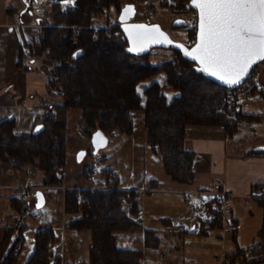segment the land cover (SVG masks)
I'll return each instance as SVG.
<instances>
[{"label": "trees", "instance_id": "16d2710c", "mask_svg": "<svg viewBox=\"0 0 264 264\" xmlns=\"http://www.w3.org/2000/svg\"><path fill=\"white\" fill-rule=\"evenodd\" d=\"M172 3L181 11L195 10L191 0ZM112 7L119 12L120 0H76L75 7L56 1L46 10L44 24L38 30V44L43 57L51 62L47 90L61 100L47 106L32 128L42 124L37 133L17 131L13 117L1 119L0 160L18 169L43 170L44 185H59L67 160L69 108H79L82 131L90 138L96 129L108 136L115 131L131 135L132 111L140 108L145 111L147 142L161 154L166 173L176 181L191 183L196 153L184 146L186 125H222L231 136L252 114L242 112L240 101L228 96L229 87L208 77L180 49L169 46L172 56L158 63L149 59L150 50L130 52L118 22L95 24ZM172 27L187 28L189 37L195 39L196 25L172 23ZM159 72L164 73L165 85L177 94L169 98L163 86L153 82L144 90L146 103L142 105L136 90L138 82ZM84 177L90 179L86 168ZM118 181L117 171L107 167L98 183L86 188L68 187L64 191V211L75 214L67 226L90 232L88 264H143V250L119 247L118 232H143L146 247L161 245L158 229L143 227L139 192L120 189ZM257 200L263 207L257 236L249 246L237 244L230 253L233 259L247 255V248L253 255L264 250V198ZM210 213L206 227L221 228V201L215 200ZM232 230L234 235L235 229ZM23 231V224L6 227L0 242V264H18L25 248ZM52 241L53 228H39L34 248L24 264H61V255L52 256L47 247Z\"/></svg>", "mask_w": 264, "mask_h": 264}, {"label": "crops", "instance_id": "0c3cea01", "mask_svg": "<svg viewBox=\"0 0 264 264\" xmlns=\"http://www.w3.org/2000/svg\"><path fill=\"white\" fill-rule=\"evenodd\" d=\"M31 1L0 0V120L13 117L16 121V130L19 132L32 130L47 106L61 100L58 95L50 94L46 87L51 62L42 55L38 44V27L30 24ZM61 2L65 3V0ZM26 3L29 6H26ZM67 4L69 7H75L76 0H69ZM8 7L11 8L9 11ZM104 23L99 19L95 22L97 26ZM25 52H29L31 58L28 63L20 64V57ZM255 74L257 85L252 96L240 100L239 104L241 111L252 114V117L245 120L235 134L228 136L224 127L217 124L186 125L184 146L196 153L195 174L191 183L176 181L166 173L161 154L153 150L147 142L144 109L132 111L133 131L131 135L125 134L128 136L126 143L130 152L129 175L122 178L119 166L111 168L117 171L120 189H134L139 192L142 200L143 227L157 228L161 245L165 240L177 236L179 238L192 236L200 243L205 242L206 245L211 244L213 247L220 237L224 240L225 236L222 234H218L216 238L209 237L206 227L211 217V206L215 200L220 201L216 195L219 192L229 193L228 221L231 225L232 220L237 222L232 225L235 234L233 235V228L229 232L231 237L235 238L229 245L228 253L233 252L237 244L249 246L256 238L254 229L247 239H242L246 219L244 215L237 216L235 211L243 202L245 206H249L252 203L251 199H257L253 196L257 187L264 188V149H259L260 146H264V66ZM153 82L163 86V73L154 74L137 84L141 88L138 94L142 105L146 103L144 90ZM173 96L175 94L169 98ZM33 170L31 167L18 169L0 160V242L4 238L6 227L20 225L23 214L28 210L31 195L28 202L22 199L24 185H31L33 189L42 193L47 189L61 190L63 209L65 187L86 188L92 185V183L67 185L64 179L59 185H44V171ZM186 192H191L192 198L187 199ZM195 196L206 209L205 220L195 212L184 210L193 206ZM198 219L201 221L197 222ZM68 221L62 223L63 233L70 229L74 233L71 237L73 235L80 237L84 254L78 256V259L88 262L90 232L69 228ZM122 239L127 245L121 248L142 249V262L147 264V251L152 249L145 246L143 232L126 231ZM163 251L159 252V257L163 256ZM56 253L61 255L56 243L52 241L50 254L53 256ZM213 257L221 262L220 257L216 258L214 254ZM196 261L198 263L194 264H205L207 259L202 256Z\"/></svg>", "mask_w": 264, "mask_h": 264}, {"label": "rangeland", "instance_id": "374dc122", "mask_svg": "<svg viewBox=\"0 0 264 264\" xmlns=\"http://www.w3.org/2000/svg\"><path fill=\"white\" fill-rule=\"evenodd\" d=\"M53 2H56V0H51V2L44 8L43 14L40 16V20L36 22L35 25L38 27V30L40 26L44 24L42 18L44 17L46 10ZM127 2H133L135 5L137 10L135 20L157 22L165 30H167L169 35L175 41L182 42L187 45H191L194 42L195 39H191L189 37L187 28H173L172 22L175 18L182 17L187 21L188 26H194L197 21L195 10L181 11L179 8L173 7L172 0H120L121 7ZM61 4L69 7L67 3L61 2ZM118 13L117 8L112 7L107 14H104L99 20L113 24L117 22ZM30 19L32 20L31 16ZM149 50V59L154 63L170 58L173 54V50L169 47L152 46ZM262 66H264V60L257 64L252 72L256 73ZM163 88H165L164 90L166 94H168V97L177 94V91L166 86L165 82L163 83ZM229 97L233 100L240 101L238 98ZM79 116V108L71 107L68 109V143L67 160L64 170V183L67 185L81 183L86 185L90 183L96 184L102 177L103 169L111 166H119L122 171V178L128 177V168L130 165V152L126 143L128 141V136L115 131L112 135L108 136V142L105 146H102L97 151H94L90 137L82 131ZM80 150H87L88 153L83 155L81 158H78L77 154ZM84 168H86L90 174L89 180L84 177ZM67 188L68 187H65V189ZM36 191L38 190H31L28 210L25 214H23L21 224L24 225L23 234L25 239V248L17 263L24 264V259L34 248L36 231L41 227L51 226L54 231V242L58 247V251L62 255L61 264H88L85 260H83L85 261L83 262L78 259V256H82L84 254V248L82 247L80 237H75V235L71 237V234L74 233L70 229L67 230L66 233H63V221H68L69 218L74 217L75 214L65 213L63 209V194L61 190H44V202L40 205V207H37ZM251 202L252 203L249 206H245V203L243 202V205H241V207L237 206L235 210L237 216L241 214L244 215L243 217L246 219L244 223L243 240L247 239L248 235L254 229L256 230L255 234L257 236V230L259 229L263 216V207L259 204L258 200L251 199ZM184 210L190 213L195 212L200 215L203 220H205L206 209L196 196L193 199V206L187 210L184 208ZM200 221L201 219H198L197 222ZM207 231L209 237L216 238L218 237V234L223 235L222 227H210ZM118 234V245L120 247H126L127 244H124L122 239V236L126 234V231H122ZM224 236V240L220 237L217 241H215L216 245L214 247L211 244L206 245L205 242L200 243L198 239H193L194 237L192 236H183L182 238L177 236L173 239L171 238L169 240H165L163 244L160 245L161 247L151 248L152 250L147 251V264H194L198 263L196 260L202 256L207 259L205 264H221V262L217 261L213 257V254L216 257L215 254H221L223 251L228 253L229 245L234 242L233 238H235V236L231 237V233L229 232ZM185 239H187L186 243L184 242ZM208 240L211 241V239ZM51 243L47 246L49 251ZM162 250H164L163 256L159 257V252ZM228 254L230 256V253Z\"/></svg>", "mask_w": 264, "mask_h": 264}, {"label": "snow or ice", "instance_id": "6c2138e0", "mask_svg": "<svg viewBox=\"0 0 264 264\" xmlns=\"http://www.w3.org/2000/svg\"><path fill=\"white\" fill-rule=\"evenodd\" d=\"M192 4L198 9L199 35L195 47L185 49V54L199 62L201 71L229 85L239 83L253 64L264 60V0H192ZM133 11L125 6L120 19ZM125 31L130 52L143 51L149 43H172L158 26L130 25ZM136 90L141 92L140 86ZM95 138L103 142L100 132Z\"/></svg>", "mask_w": 264, "mask_h": 264}, {"label": "built area", "instance_id": "2783aa9c", "mask_svg": "<svg viewBox=\"0 0 264 264\" xmlns=\"http://www.w3.org/2000/svg\"><path fill=\"white\" fill-rule=\"evenodd\" d=\"M57 1V0H56ZM51 2V1H50ZM46 2L43 5L41 4L40 0H32L30 3V16L32 17V20L30 19V24L35 25L36 22L40 19L41 14H43L44 8L50 3ZM31 58V54L29 52H25L21 57H20V62L22 64L28 63L29 59ZM257 85V76L252 70L247 74L246 78L243 80L242 83L229 87L228 89V96L238 98L239 100L242 99H249L254 91L255 86ZM248 126V122L246 123V127ZM25 191L22 194V199L25 202H28L30 195H31V190L33 187L31 185H24ZM217 196H219L220 201H221V209H222V233L223 236L227 233L230 232L231 229L233 228L230 222L228 221V197L229 193L227 192H219L216 193ZM254 197L257 198H264V188L263 186H259L256 188L254 194ZM79 197L81 198L82 195L79 193ZM186 198L190 199L191 198V192H186ZM228 223V225H227ZM246 254L245 256H241L238 259H233L229 256V254L226 251H223L221 254H215L216 257L221 258V264H259L264 262V250L261 253L258 254H252L251 249L247 248L246 249Z\"/></svg>", "mask_w": 264, "mask_h": 264}, {"label": "water", "instance_id": "95a60500", "mask_svg": "<svg viewBox=\"0 0 264 264\" xmlns=\"http://www.w3.org/2000/svg\"><path fill=\"white\" fill-rule=\"evenodd\" d=\"M191 2H192V0H191ZM128 5L132 6V8L134 9V11H133V13H132L131 15L127 16V18H126L125 20L122 21V20L120 19L121 15H122V10L125 8V6H128ZM26 6H29L28 3H26ZM193 6H194V5H193ZM194 8H195V6H194ZM195 10H196V16H197V21H196V36H195V40H194V42H193L191 45H187V44H185V43L175 41V40L169 35V33L167 32V30H165V29H164L159 23H157V22H146V21H138V20H134V18H135V16H136V13H137V10H136L135 5H134L133 2H131V3H126L123 7L120 8V11H119V13H118V17H117V22L120 24V26H121V30H122V32H123L125 38L128 40V43H129V46H130V47H132V44H131V41H130V39H129V35H128V33L125 31V27H126V26H130V25H139V24H142V25H147V26H158L159 29H160V31L163 32V33L168 37V39H169L170 41H172V43H149V44L147 45V47L144 48L143 51H138V52H135V53H138V54H139V53L147 52L152 46H162V47H169V46H171V47H175V48L180 49V51L182 52V54H183L185 57L191 59L192 61H194V62L196 63L197 66L201 67V66L199 65V62H198V61L193 60L191 57H189V56H187V55L185 54V49H187L188 51H190L193 47H195V44L198 42V35H199V17H198V9L195 8ZM29 12L31 13V10H30V9H29ZM178 21H179L180 23H177ZM172 23H173V25H175V26H181V25H186V24H187V21H186L184 18H182V17H177V18H175V19L173 20ZM178 45H182L183 47H178ZM78 53H79V51L76 52V54H78ZM262 61H263V60H262ZM262 61H258L257 63L253 64L252 67L249 69L248 73L251 71V69H252L256 64H259V63L262 62ZM202 72H204V71H202ZM204 73H205L208 77L212 78L213 80H215V81L218 82L219 84H221V85H223V86H226V87H232V86H236V85L242 83L243 80H244V79L246 78V76H247V75H246V76H245V77H244L239 83H237V84H233V85H229V84H226V83L222 82V81L219 80L217 77H214V76H212V75L209 74V73H206V72H204ZM248 73H247V74H248ZM42 128H43V125H42V124H37V125H35V127H34V129H33L32 131H33L34 133H37V132L40 131ZM97 132H100V133L102 134L103 142H101V141L99 140V138H95V134H96ZM94 138L96 139V142H95V143H94ZM90 139H91V143H92V146H93L94 151H97L100 147L105 146V145L107 144V142H108V135H106V134L104 133L103 130H101V129H96V130L92 133ZM259 149H264V146H260ZM81 153H82L83 155H85V154H87V150H80V151L78 152V154H77V157H78V158H81V157L83 156V155H81ZM38 193L40 194V197H39V198H38V196H37ZM36 197H37V200H36L37 204H40V205L43 204V202H44V195H43V193H42L41 191H39V190L36 191ZM259 264H264V262H263V263H259Z\"/></svg>", "mask_w": 264, "mask_h": 264}, {"label": "bare ground", "instance_id": "6f19581e", "mask_svg": "<svg viewBox=\"0 0 264 264\" xmlns=\"http://www.w3.org/2000/svg\"><path fill=\"white\" fill-rule=\"evenodd\" d=\"M41 1V4L40 5H43L45 4L46 2H50L51 0H40Z\"/></svg>", "mask_w": 264, "mask_h": 264}, {"label": "flooded vegetation", "instance_id": "af4514ba", "mask_svg": "<svg viewBox=\"0 0 264 264\" xmlns=\"http://www.w3.org/2000/svg\"><path fill=\"white\" fill-rule=\"evenodd\" d=\"M127 3H131V2H127ZM125 4H126V3H125ZM125 4H124V5H125ZM124 5H123V6H124ZM123 6H122V7H123ZM136 14H137V13H136Z\"/></svg>", "mask_w": 264, "mask_h": 264}]
</instances>
